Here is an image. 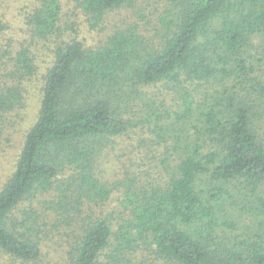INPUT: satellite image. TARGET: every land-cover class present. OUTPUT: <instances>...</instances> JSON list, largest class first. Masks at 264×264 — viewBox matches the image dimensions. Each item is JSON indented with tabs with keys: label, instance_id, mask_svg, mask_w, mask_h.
I'll return each mask as SVG.
<instances>
[{
	"label": "trees",
	"instance_id": "trees-1",
	"mask_svg": "<svg viewBox=\"0 0 264 264\" xmlns=\"http://www.w3.org/2000/svg\"><path fill=\"white\" fill-rule=\"evenodd\" d=\"M137 1L24 7L0 113L22 103L39 49L52 58L0 190V250L40 257L42 213L20 207L47 194L46 217L71 227L67 264H140L145 246L163 264H264V0H158L157 42L138 22L82 36Z\"/></svg>",
	"mask_w": 264,
	"mask_h": 264
},
{
	"label": "rangeland",
	"instance_id": "rangeland-1",
	"mask_svg": "<svg viewBox=\"0 0 264 264\" xmlns=\"http://www.w3.org/2000/svg\"><path fill=\"white\" fill-rule=\"evenodd\" d=\"M33 1L0 0V16L7 23V28L0 35V94L9 84L12 87L17 85L13 84L17 80L13 81L8 77V70L1 66L7 58L5 52H7L10 41L12 39L19 41L25 37L23 30L27 29V26L25 25L24 7L28 4L31 5ZM164 9L165 4L161 1L138 0L135 7L111 12L103 23V27H98L97 30H92L88 26L84 27L82 36L87 38V42L97 44L114 28L126 23L138 22L141 25V31L157 42L159 40L157 39L159 37L157 32L162 27L159 16L163 14ZM51 58L48 51L39 49L36 59L38 66L36 73L29 76L21 84L22 103L11 111L0 113V190L14 172L26 134L38 118L43 86ZM47 199H50L49 195L45 194L40 198H35L32 202H24L20 207L21 215L25 209L30 211L32 207L42 213L38 223L45 230L42 233L40 230H38L39 232L34 231V233L40 234L42 238L40 257L32 261H22L0 250V264H67L68 250L73 241L70 233L67 236V231L71 227H54L56 221L52 220V215L46 217L50 211L49 204L45 202ZM54 215L56 214L54 213ZM154 255L145 246L139 251L137 260L140 264H163L157 261Z\"/></svg>",
	"mask_w": 264,
	"mask_h": 264
}]
</instances>
